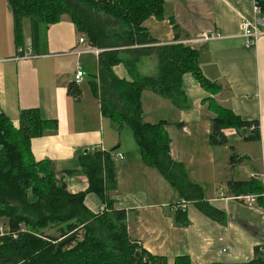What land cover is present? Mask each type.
<instances>
[{
  "label": "crops",
  "instance_id": "obj_1",
  "mask_svg": "<svg viewBox=\"0 0 264 264\" xmlns=\"http://www.w3.org/2000/svg\"><path fill=\"white\" fill-rule=\"evenodd\" d=\"M253 5V0H165L164 16H150L143 22L158 44L179 41L196 49L203 75L221 86L219 93L212 94L187 72L183 88L188 108H179L148 89L143 91L142 103L146 122H169L166 129L172 158L192 182L203 187L205 200L223 212V219H214L196 202L181 198L156 167L143 162L133 135L125 141L118 134V123L103 115L90 84V96L86 95L85 78L75 81L84 54L77 52L82 48L78 43L82 33L68 14L59 22L39 25L37 41L31 20L25 18L17 42L9 0H0V110L16 126L21 110L31 108L39 109L43 119L57 121L55 131L32 139L31 150L37 161L54 163L71 192L89 187L81 156L95 150L122 153L123 158H113L117 187L110 196L116 208L127 210L130 236L152 254L165 256L168 264H175L178 256H189L191 264L252 260L256 247L264 245V205L257 199L248 206L229 182L250 180L257 174L254 179L264 184V36L246 47L240 29L243 17L255 18ZM173 22L179 26L178 40ZM211 30L219 34L203 39L202 33ZM29 41L39 56L16 59L17 48ZM159 62L155 54L142 56L133 72L155 75ZM97 63L98 55L92 80H98ZM114 72L133 80L123 63L114 66ZM71 84L82 91L79 97L76 90H69ZM213 104L231 110L243 121L258 120L260 139H249L254 133L249 126L229 127L224 131L227 144L212 145ZM86 198L93 211L101 209L96 193H88ZM179 211L187 223L177 222Z\"/></svg>",
  "mask_w": 264,
  "mask_h": 264
},
{
  "label": "trees",
  "instance_id": "obj_2",
  "mask_svg": "<svg viewBox=\"0 0 264 264\" xmlns=\"http://www.w3.org/2000/svg\"><path fill=\"white\" fill-rule=\"evenodd\" d=\"M16 40L22 36V22L29 18L33 39H39V25L59 22L68 14L78 31L99 49L98 80L90 82L104 116L128 126L145 164L156 167L177 189L181 198L194 201L206 215L220 220L223 212L205 200L204 189L192 182L184 168L170 153L171 138L167 120H144L142 94L148 89L179 108H188L183 76L191 72L205 90L217 94L221 86L207 79L199 65V52L183 42L158 44L143 22L150 16L162 18L165 0H9ZM264 9V2H260ZM173 21V19H172ZM176 40L179 26L173 22ZM20 44V43H19ZM157 55L155 75L134 73L140 57ZM123 63L133 80L120 78L114 66ZM81 92L75 84L69 90ZM75 92V91H74ZM213 101V100H211ZM215 105V104H213ZM210 143L225 145V129L257 128L249 139H260L259 121H243L229 109L215 105ZM16 126L0 110V264H168L165 256L154 255L134 240L128 231L127 210L115 207L110 191L117 187L113 153L107 150L87 152L79 158L89 187L71 192L52 161H37L31 150L34 137L55 131L56 120L43 119L39 109L21 110ZM73 173V172H68ZM236 195L254 193L264 205V184L257 179L232 180ZM96 193L101 209L93 211L86 195ZM182 211L178 212L177 222ZM54 229V233L48 230ZM189 256H178L175 264H191ZM220 264V263H215ZM235 264H264V254L256 247L255 258Z\"/></svg>",
  "mask_w": 264,
  "mask_h": 264
},
{
  "label": "built area",
  "instance_id": "obj_3",
  "mask_svg": "<svg viewBox=\"0 0 264 264\" xmlns=\"http://www.w3.org/2000/svg\"><path fill=\"white\" fill-rule=\"evenodd\" d=\"M253 7H254V17L252 20L243 17L240 23V29H241V34H243L244 40H245V46L246 47H252L256 45V42L259 37L264 36V10L263 7L260 3L259 0H253ZM219 33L211 30L209 33H204L203 38L209 39L213 35H218ZM78 43L82 45V48L77 51L79 53H85V52H90L94 53L96 55H99L101 49L92 46L86 37L85 34H80ZM39 55L35 54L33 51V45L32 42L29 41L25 46H19L17 48L16 52V59H22V58H35ZM85 77V72L83 70L82 64H79L77 66V70L75 72V81L77 83H80ZM252 129L257 128V125L254 123L250 126ZM118 157V158H123L124 155L122 153H115L112 156ZM264 175V174H263ZM253 178L257 177V174H252L251 175ZM264 195V194H263ZM257 194L254 193H249L248 194H242L241 196H238V198L242 199L246 204L249 205H254L258 199ZM259 250L262 254H264V245L261 244L258 246Z\"/></svg>",
  "mask_w": 264,
  "mask_h": 264
},
{
  "label": "rangeland",
  "instance_id": "obj_4",
  "mask_svg": "<svg viewBox=\"0 0 264 264\" xmlns=\"http://www.w3.org/2000/svg\"><path fill=\"white\" fill-rule=\"evenodd\" d=\"M202 38H203V33H202ZM25 45H22V46H25ZM80 64H83L82 66H83V68L85 70V77H84L85 79L82 81V84H83L84 88L86 89V95L88 96L89 95V88H90L89 87L90 86L89 84H90V81L93 78L92 75L94 74V71H95V68L94 67L96 65V55L94 53L85 52L82 55ZM118 130H119V131H117L118 134L121 137H123L125 141L127 139L131 138L132 135H133L132 134V130L129 127H127V126L122 127L121 129H118ZM3 230H4V227L2 225H0V231H3ZM48 231L54 233V229H50Z\"/></svg>",
  "mask_w": 264,
  "mask_h": 264
},
{
  "label": "water",
  "instance_id": "obj_5",
  "mask_svg": "<svg viewBox=\"0 0 264 264\" xmlns=\"http://www.w3.org/2000/svg\"><path fill=\"white\" fill-rule=\"evenodd\" d=\"M118 148V147H117ZM117 148H114L113 151H115Z\"/></svg>",
  "mask_w": 264,
  "mask_h": 264
}]
</instances>
